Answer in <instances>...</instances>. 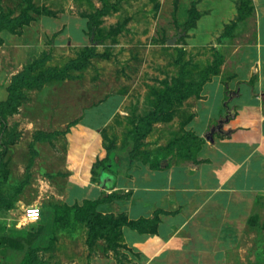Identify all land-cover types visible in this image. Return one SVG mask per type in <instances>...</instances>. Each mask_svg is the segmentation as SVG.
<instances>
[{
	"label": "rangeland",
	"instance_id": "rangeland-1",
	"mask_svg": "<svg viewBox=\"0 0 264 264\" xmlns=\"http://www.w3.org/2000/svg\"><path fill=\"white\" fill-rule=\"evenodd\" d=\"M41 1L54 15L68 10L80 17L105 4L107 14L96 32L105 40L94 42L89 29L85 42L53 38L43 42L39 55L26 65L33 79L49 72H60L61 77L20 86L12 107L4 109L8 129L0 141L6 149L0 146V195L2 203L11 207L0 211V236H25L37 226L51 223L47 214L63 190L59 176L66 135L79 120L101 131L104 149L124 153L128 134L171 93L177 103L163 119L152 121L151 131L140 141L137 152L168 150L170 143L190 133L186 122L196 95L193 92L180 99L179 94L184 95L190 86L197 87L220 56L224 62L235 46L248 44L254 35L250 15L241 18L240 0H72V8L69 0ZM194 9L196 20L185 30ZM114 28L118 33L108 36ZM91 49L94 56L83 59L81 68L65 70ZM218 70L224 79L231 75V67L224 69V64ZM7 93L2 90L1 73L0 103ZM221 95V91L212 94L214 103ZM29 205L42 208L40 221L26 220ZM58 229L49 248L35 249L37 264H87L90 256L107 254L104 239L85 248V225ZM18 261L9 259L4 264Z\"/></svg>",
	"mask_w": 264,
	"mask_h": 264
},
{
	"label": "crops",
	"instance_id": "crops-1",
	"mask_svg": "<svg viewBox=\"0 0 264 264\" xmlns=\"http://www.w3.org/2000/svg\"><path fill=\"white\" fill-rule=\"evenodd\" d=\"M40 1L0 0V12L14 27L0 33V74L6 92L13 77L39 55L43 42L58 37L80 43L87 38L86 17L68 10L37 14L31 4L49 10ZM72 4L69 0L70 8ZM252 5V41L235 46L225 58L229 78L212 75L195 98L186 130L204 142L192 156L161 149L157 152L169 155L158 168L130 160L122 170L104 172L97 183L93 166L108 155L102 133L82 120L70 128L59 176L63 190L53 206L82 205L105 192L113 197L98 205L102 214L125 215L130 221L158 216L156 233L124 226L122 247L94 254L87 264H264V0H253ZM219 91L221 98L214 103L212 94ZM227 109L233 116L223 133L208 140ZM47 215L51 223H43L45 230L34 249L51 245L53 209Z\"/></svg>",
	"mask_w": 264,
	"mask_h": 264
},
{
	"label": "trees",
	"instance_id": "trees-1",
	"mask_svg": "<svg viewBox=\"0 0 264 264\" xmlns=\"http://www.w3.org/2000/svg\"><path fill=\"white\" fill-rule=\"evenodd\" d=\"M103 2V1H102ZM253 0H240L239 11L241 12V18H246L253 12ZM104 3V2H103ZM30 9L37 14H52L47 9L38 8L34 5H30ZM107 6L103 4L102 8L97 9L94 13L85 14L84 17L88 19V28L90 34L95 36V41L103 42L105 39H99L97 37V31L102 21V17L107 14ZM25 11L24 13H26ZM197 12L194 9V16H192L188 22H186V29L192 26L196 20ZM8 15L3 11L0 12V33L8 28H14L10 26L7 17ZM240 18V19H241ZM108 34L118 33V29H111ZM2 42L0 36V44ZM94 49L86 50L77 60L71 61L66 65L65 70L69 68H81L83 66L82 60L86 57H93ZM223 64L222 57L220 56L215 62V66L206 70V75L195 88L189 87L184 95H180V99H185L192 95L193 92L197 98L200 96L202 86L210 78L209 75H218V67ZM64 71V70H63ZM61 77V73H43L37 79H33L30 76V67H26L23 72L16 75L12 79V83L9 86L8 92L9 96L6 101L0 103V141L2 137L6 134L8 126L7 121L4 116V109L12 107L13 101L16 99V93L20 86L22 85H38L44 81L51 78ZM179 81V80H177ZM175 84V83H174ZM253 84V80L251 81ZM178 87V84L176 83ZM180 100H178L179 102ZM177 103L176 98L169 93L165 101L159 105L152 114L141 119L137 126L128 134V147L124 153H119L114 151L113 148H109L108 155L103 160L97 161L93 166L94 182L100 183L101 176L105 172L107 174H113L118 170H122L127 166L130 160L140 161L145 164H150L152 168H158L163 159L167 158L169 151H162L160 153L151 152H137L139 149L140 141L145 138V136L151 131L152 121L163 119L164 114L171 110V106ZM13 107H15L13 105ZM204 142L203 139L195 137L191 133H187L185 138L181 141L170 143L168 150H178L183 156H192L195 149L198 148L200 144ZM191 144L193 146H191ZM1 148L5 149L4 143H0ZM3 154H0V174L2 167ZM113 196H106L103 192L102 196L96 200L88 199L83 202L82 205H75L70 207L68 205H54L53 206V228L54 234L59 230L58 228L68 230V228H74L75 226L81 224L85 225L88 229L87 231V244L92 246L97 239H104L110 250L117 252L119 248L122 247V229L124 226L136 229L140 232L156 233L158 216L156 215L153 219H141L138 221H130L125 215H113V214H102L98 212L97 207L101 202H105L111 199ZM11 205L5 206L2 203V198L0 195V211L2 209H8ZM57 228V229H56ZM44 225L37 226L36 229H32L25 236H13V235H1L0 236V264L4 262L13 261L18 258L17 264H37L38 260L35 255V249L32 245L44 232Z\"/></svg>",
	"mask_w": 264,
	"mask_h": 264
},
{
	"label": "built area",
	"instance_id": "built-area-1",
	"mask_svg": "<svg viewBox=\"0 0 264 264\" xmlns=\"http://www.w3.org/2000/svg\"><path fill=\"white\" fill-rule=\"evenodd\" d=\"M25 218L29 223H36L42 218V208L39 205H29L25 209Z\"/></svg>",
	"mask_w": 264,
	"mask_h": 264
},
{
	"label": "water",
	"instance_id": "water-1",
	"mask_svg": "<svg viewBox=\"0 0 264 264\" xmlns=\"http://www.w3.org/2000/svg\"><path fill=\"white\" fill-rule=\"evenodd\" d=\"M169 44H173V42L169 41ZM232 116H233L232 112L229 109H227V115L223 119H220L218 121L217 125H215L214 127L211 128L209 135L206 138L213 142L214 141L213 135L216 132L223 133V127H224L225 123H227Z\"/></svg>",
	"mask_w": 264,
	"mask_h": 264
}]
</instances>
